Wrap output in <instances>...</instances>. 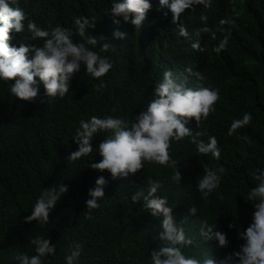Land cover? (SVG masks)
<instances>
[{"label":"trees","instance_id":"obj_1","mask_svg":"<svg viewBox=\"0 0 264 264\" xmlns=\"http://www.w3.org/2000/svg\"><path fill=\"white\" fill-rule=\"evenodd\" d=\"M150 3L152 8L137 30L122 20L119 25L112 23L109 0H19L28 17L42 27L56 23L72 27L74 18H92L93 35H103L116 47L103 53L113 68L102 78L105 88L101 92L95 91L97 81L82 70L73 75L70 92L63 98L38 95L33 101H23L12 97L0 82V264H14L12 257L21 251L34 254V246L28 243L34 235L56 244V255L48 264H64L63 256L73 243L82 245L78 264H150L148 255L159 243L155 239L159 220L146 213L142 200L131 202L135 192L146 190L149 178L161 181L157 194L175 206L174 221L179 222L187 215V206L195 204L198 215L210 223L217 219L218 229L227 233L229 245L221 249L214 247V241L199 244L195 237L196 243L190 246L193 254L203 251L202 247L223 256L243 243L237 230L247 227L253 211L243 198L255 184L252 171L264 167V0H212L207 9L199 5L185 9L180 21L189 32L188 39L177 34L170 13L165 17L156 10L158 0ZM201 14L208 17L207 26L216 39L211 32L193 36L204 26ZM221 18L230 22L225 26L230 27V34L216 27ZM114 29L125 32L126 38L111 39ZM24 35L28 33L17 38ZM223 35H229L228 46L217 55L212 47ZM195 39L202 51L190 47ZM185 65L201 71L207 85L219 90L214 111L200 122L201 130L217 138L219 160L197 152L188 137L170 142L169 147L171 158L178 162L181 183L170 180L172 168L155 164H146L125 178L111 179L107 170L88 167L91 158L92 162L101 159L94 152L78 161L66 160L68 152L77 147L72 135L80 119L104 114L130 119L146 107L153 82L165 69L181 73ZM188 83L197 81L189 77ZM243 112L251 113L252 120L227 135L231 121ZM188 126L197 130L191 118ZM101 136L93 139V146ZM219 165L225 168L220 187L203 201L195 182L205 167ZM100 175L107 180L104 201L98 200L100 206L85 218L87 190ZM62 184L67 191L49 213V222L24 223L23 217L30 213L41 190ZM193 219L189 217L185 223L189 234L195 232ZM232 221L237 228L229 230Z\"/></svg>","mask_w":264,"mask_h":264},{"label":"clouds","instance_id":"obj_2","mask_svg":"<svg viewBox=\"0 0 264 264\" xmlns=\"http://www.w3.org/2000/svg\"><path fill=\"white\" fill-rule=\"evenodd\" d=\"M109 3L108 12L114 25H119L122 20L137 30L152 8L150 0H109ZM211 3L212 0H158L156 10L161 11L165 17L170 13V22L175 25L177 34L188 39L189 32L180 21L181 14L185 9L192 10L197 5L207 9ZM207 19L204 14L199 16L204 26L194 32L193 36L211 32ZM229 23L221 18L216 22V27L230 34V27H225ZM94 27L92 18L86 16L74 18L72 27L60 23L42 27L28 17L19 6V0H0V82L6 84L12 97L23 101H33L38 95L63 98L70 92L73 75L82 70L85 75L97 81L95 91L101 92L105 88L102 78L113 68L111 59L103 53L114 50L116 46L103 35H93L91 30ZM24 32L28 35L18 39V34ZM126 35L114 29L111 39L124 40ZM211 38L216 39L215 32H211ZM29 41L40 43L37 45ZM228 42L229 35H223L213 45L212 51L220 54L227 48ZM163 43L167 47V42ZM190 47L203 50L199 39L193 40ZM189 77H193L197 83L189 85ZM149 96L146 107L128 120L110 114L80 119L72 135V141L77 147L68 152L66 160L78 161L94 152L101 159L92 162L91 158L88 167L98 171L107 170L111 179L135 174L150 163L172 168L170 180L181 183L178 162L169 154L170 142L188 137L197 152L210 154L215 160L220 159L221 149L217 138L200 129V122L214 111L219 90L207 85L201 71L187 65L181 73L165 69L160 79L153 82ZM190 118L195 122V131L188 126ZM251 120V113L243 112L240 118L231 121L227 135L231 136ZM98 135L103 138L93 146L92 141ZM224 174L225 168L222 165L203 169V175L195 182L201 200L207 201L220 187ZM251 177L255 184L249 188L246 198H243L253 208L251 221L241 231L237 230L238 239L243 243L238 249L226 252L223 256H216L201 246L203 251L193 254L190 248L196 243L197 236L199 244L214 241L216 249L228 247L227 233L218 229L217 219L210 223L198 215L195 204H190L186 208L187 215L179 222L174 221L172 210L175 206L169 204L166 196L157 194L162 187L161 181L149 178L146 190L135 192L131 202L136 204L142 200L141 206L146 209V213L159 220V230L155 237L159 243L148 255L150 264H264V167L255 168ZM106 184L107 180L100 175L95 179L93 187L87 190L85 218H90L92 210L100 206L98 200L104 201ZM55 185L41 190L30 213L23 217L24 223L35 221L44 225L49 222V213L67 191V185L62 184L58 188ZM189 217L194 218L191 223L195 232L192 234L185 228ZM234 226L235 221H232L227 228L231 230ZM28 243L34 246V254L21 251L12 257L14 264H48L49 258L56 255V244L50 243L49 238L34 235ZM81 251L82 245L73 243L63 256L64 264H78Z\"/></svg>","mask_w":264,"mask_h":264}]
</instances>
